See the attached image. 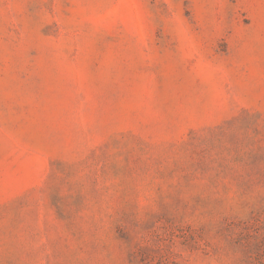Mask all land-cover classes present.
<instances>
[{"label": "rangeland", "instance_id": "374dc122", "mask_svg": "<svg viewBox=\"0 0 264 264\" xmlns=\"http://www.w3.org/2000/svg\"><path fill=\"white\" fill-rule=\"evenodd\" d=\"M0 264H264V0H0Z\"/></svg>", "mask_w": 264, "mask_h": 264}]
</instances>
